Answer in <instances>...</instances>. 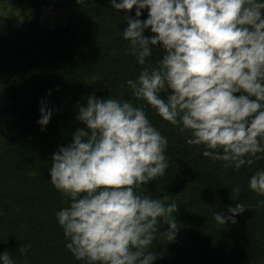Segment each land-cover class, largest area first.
Masks as SVG:
<instances>
[{
    "label": "clouds",
    "instance_id": "obj_1",
    "mask_svg": "<svg viewBox=\"0 0 264 264\" xmlns=\"http://www.w3.org/2000/svg\"><path fill=\"white\" fill-rule=\"evenodd\" d=\"M124 11L123 39L139 64L152 46L163 49L157 67H144L127 81L133 95L181 131H191L190 145L203 155L239 169L264 153V0H109ZM135 8V15L128 13ZM142 10L147 18L140 19ZM150 32L145 35V31ZM164 93V95H162ZM37 123L41 131L53 114L44 101ZM83 127L70 143L52 154L49 178L69 198L56 213L68 239L65 247L87 264H153L158 222L177 211L163 194L139 193L168 167L167 138L151 123L143 107L118 99L89 96L78 105ZM219 151H216L218 150ZM248 187L264 195V170ZM239 187L231 189L233 199ZM264 203V202H262ZM248 209L237 204L228 211ZM214 219L234 220L219 211ZM163 231L172 241L177 222ZM0 264H15L7 251Z\"/></svg>",
    "mask_w": 264,
    "mask_h": 264
},
{
    "label": "trees",
    "instance_id": "obj_2",
    "mask_svg": "<svg viewBox=\"0 0 264 264\" xmlns=\"http://www.w3.org/2000/svg\"><path fill=\"white\" fill-rule=\"evenodd\" d=\"M45 5L54 0H0V252L15 264H87L65 247L69 241L56 213L69 198L51 184L49 169L52 154L83 127L78 105L94 95L143 107L167 138L164 174L137 189L154 199L166 194V203L177 205L158 222L149 249L157 257L153 264H264V195L248 187L249 178L264 170V153L239 169L206 157L203 145L186 142L190 130L181 131L137 99L127 81L148 65L157 67L163 49L152 46L146 64H139L123 39L125 12L109 0L61 1L56 27L42 23ZM128 14L134 16L135 8ZM42 100L53 112L43 131L37 123ZM237 204L248 209L230 213ZM219 211L234 220L218 223ZM168 220L179 226L172 241L163 232Z\"/></svg>",
    "mask_w": 264,
    "mask_h": 264
},
{
    "label": "rangeland",
    "instance_id": "obj_3",
    "mask_svg": "<svg viewBox=\"0 0 264 264\" xmlns=\"http://www.w3.org/2000/svg\"><path fill=\"white\" fill-rule=\"evenodd\" d=\"M61 1L64 2L65 0H54L55 5L43 6L41 20L45 26L56 27L61 24L62 12H64L62 6L59 5ZM8 9L10 10L11 8Z\"/></svg>",
    "mask_w": 264,
    "mask_h": 264
}]
</instances>
